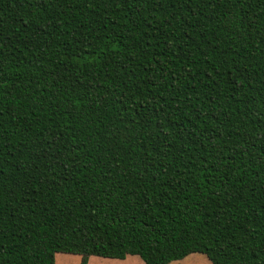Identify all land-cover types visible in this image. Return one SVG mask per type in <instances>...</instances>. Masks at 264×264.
<instances>
[{"label":"trees","instance_id":"16d2710c","mask_svg":"<svg viewBox=\"0 0 264 264\" xmlns=\"http://www.w3.org/2000/svg\"><path fill=\"white\" fill-rule=\"evenodd\" d=\"M69 250L264 264V0H0V264Z\"/></svg>","mask_w":264,"mask_h":264},{"label":"snow or ice","instance_id":"6c2138e0","mask_svg":"<svg viewBox=\"0 0 264 264\" xmlns=\"http://www.w3.org/2000/svg\"><path fill=\"white\" fill-rule=\"evenodd\" d=\"M64 254H70L76 257L75 260L66 262V264H131V262H128L127 260H121L111 255L94 256L91 252L88 251L69 250L68 253ZM173 255L179 256V253H173ZM136 264H139V262H136ZM201 264H207V262L204 261L201 262Z\"/></svg>","mask_w":264,"mask_h":264},{"label":"rangeland","instance_id":"374dc122","mask_svg":"<svg viewBox=\"0 0 264 264\" xmlns=\"http://www.w3.org/2000/svg\"><path fill=\"white\" fill-rule=\"evenodd\" d=\"M76 257L70 254H64L62 252L56 255V264H66V262L75 260ZM131 264H146L145 261L139 255H129L126 259ZM206 261L207 264H213L209 258L203 253H193L181 260L172 261L170 264H201V262Z\"/></svg>","mask_w":264,"mask_h":264}]
</instances>
